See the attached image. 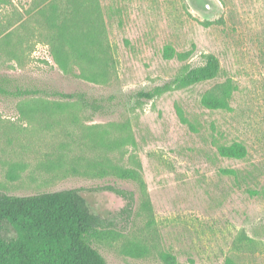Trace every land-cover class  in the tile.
Returning <instances> with one entry per match:
<instances>
[{
  "label": "rangeland",
  "instance_id": "1",
  "mask_svg": "<svg viewBox=\"0 0 264 264\" xmlns=\"http://www.w3.org/2000/svg\"><path fill=\"white\" fill-rule=\"evenodd\" d=\"M52 2L64 7L0 0V77L34 92L0 95V191L76 189L100 219L88 241L107 264H264V0H96L90 26L103 51L93 61L60 41L54 59L44 23ZM166 44L180 57L163 58ZM207 54L217 75L182 82ZM228 81L229 110L200 104ZM232 141L245 157L218 154Z\"/></svg>",
  "mask_w": 264,
  "mask_h": 264
},
{
  "label": "trees",
  "instance_id": "2",
  "mask_svg": "<svg viewBox=\"0 0 264 264\" xmlns=\"http://www.w3.org/2000/svg\"><path fill=\"white\" fill-rule=\"evenodd\" d=\"M60 1V0H59ZM64 7L57 8L52 2V17L45 18V24L56 39L51 36L50 47L56 61H62L59 48L63 47L74 57L82 55L87 60H96L103 51V44L96 41L95 26L99 18L96 0H61ZM60 18L59 23L55 21ZM64 19H70L66 26ZM87 26H85V25ZM90 24L95 25L91 28ZM69 29L70 32L67 31ZM64 46H61L60 42ZM58 43V44H57ZM62 52L60 53L62 55ZM169 44L164 45L162 56L170 59L180 57ZM219 64L212 54L205 55L202 65L186 69L180 80L186 84L211 79L217 75ZM170 83L156 85L149 90L137 91V101L148 100L163 93ZM10 79L0 77V95L25 96L32 90L10 89ZM235 86L231 82L218 84L201 94L200 104L208 109L229 110L230 97ZM64 99H75L90 107L95 102L89 101L82 92L56 93ZM179 118L185 122L180 110ZM220 156L241 159L247 149L240 141L217 146ZM233 173V169L223 170ZM132 201L133 194L127 192ZM100 219L90 210L83 196L76 189L53 192H41L33 195L17 196L0 191V264H107L103 256L90 244L88 237L98 232ZM7 228L12 234H2ZM163 258L174 263V257L164 254ZM223 264H237L231 258H225Z\"/></svg>",
  "mask_w": 264,
  "mask_h": 264
}]
</instances>
